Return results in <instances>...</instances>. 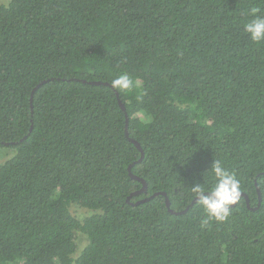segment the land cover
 Here are the masks:
<instances>
[{"label": "trees", "instance_id": "16d2710c", "mask_svg": "<svg viewBox=\"0 0 264 264\" xmlns=\"http://www.w3.org/2000/svg\"><path fill=\"white\" fill-rule=\"evenodd\" d=\"M2 1L0 264H264V41L244 30L264 0ZM215 160L259 207L201 227L198 200L131 204L185 209Z\"/></svg>", "mask_w": 264, "mask_h": 264}, {"label": "clouds", "instance_id": "9594fccd", "mask_svg": "<svg viewBox=\"0 0 264 264\" xmlns=\"http://www.w3.org/2000/svg\"><path fill=\"white\" fill-rule=\"evenodd\" d=\"M258 11L257 8H251L250 14L254 18L244 25L245 32L253 42L264 41V17L255 15ZM111 84L115 89L127 91L132 88L133 80L127 73H121ZM209 171L214 178L213 185L205 188L199 184L192 188L206 214L200 222L201 227H206L211 222L226 221L231 206L236 204L241 196L240 181L235 173L226 169L219 160L212 162Z\"/></svg>", "mask_w": 264, "mask_h": 264}, {"label": "water", "instance_id": "95a60500", "mask_svg": "<svg viewBox=\"0 0 264 264\" xmlns=\"http://www.w3.org/2000/svg\"><path fill=\"white\" fill-rule=\"evenodd\" d=\"M53 78H54V77H51V78H45V79L41 80L40 82H38V83L33 87L32 91H31V95L33 94L34 90L37 89L41 84L46 83L49 79H53ZM82 81L85 82L86 80L83 79ZM87 82L90 83V84H96V85H97V84L110 85V83H109L108 81H102V80H89V81H87ZM115 94H116V97H117L118 104H119L120 108L124 111V113H125V115H126V108H125V105H124V103L122 102V100L120 99L117 90H115ZM127 128H128V117H127V115H126V120H125V135H126V136L130 139V141H131L132 143H134V144L136 145V147L139 149V151H140V157H139V159H138L137 161H140V160L143 158L144 152H143V150H142V147H141L140 143H139L136 139H133V138H130V137H129V135H128V129H127ZM128 173H129V175H130L133 179H137V180H140V181H141L142 186H141V189L139 190V192H145V191H146V186H147L145 180L142 179L140 176L135 175V174L132 173V171H131V165H129V167H128ZM263 173H264V172H263ZM254 183H255V186H256V190H257V202H256V205H255V206H253V207L250 206V204H249V198H248L247 194L244 193V192H241V196L244 197L245 202H246V205H247V207H249L250 209H255V208L259 207L260 202H261V192H260V189H259V187H258V184H257L256 179H255ZM132 194H133V193H132ZM132 194H130V195L127 197V201L129 200V197H130ZM158 194H161V195L164 196V200H165L166 208H167V210H168L170 213H172V214H182V213H184V212L189 208V206H191L194 202L197 201V198L194 197V198L192 199V201H191V202L185 207V209H183V210H178V211H177V210H174V209H172V208L170 207V200H169V198H168L166 192H164V191H158V192L152 193L150 196H148V197H146V198H143V199L137 200V201H135V202H131V204H138V203L143 202V201H145V200H148L149 198H151V197H153V196H155V195H158ZM241 196H240V197H241ZM232 206H233V205H232Z\"/></svg>", "mask_w": 264, "mask_h": 264}, {"label": "rangeland", "instance_id": "374dc122", "mask_svg": "<svg viewBox=\"0 0 264 264\" xmlns=\"http://www.w3.org/2000/svg\"><path fill=\"white\" fill-rule=\"evenodd\" d=\"M0 1L4 2L2 0ZM14 154H15V149L11 147L0 146V164L5 162L8 158L12 157ZM70 211L79 220H82L83 218H85L91 213L90 210L84 209L77 204H72L70 206ZM87 241L88 240H87L86 235L80 232H76L75 234L76 249L72 253V255L76 256L77 254H79L81 250L83 249V246H85V244L87 243Z\"/></svg>", "mask_w": 264, "mask_h": 264}]
</instances>
